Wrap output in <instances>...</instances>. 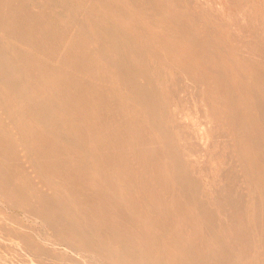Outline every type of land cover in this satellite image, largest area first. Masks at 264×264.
Listing matches in <instances>:
<instances>
[{
  "label": "rangeland",
  "instance_id": "1",
  "mask_svg": "<svg viewBox=\"0 0 264 264\" xmlns=\"http://www.w3.org/2000/svg\"><path fill=\"white\" fill-rule=\"evenodd\" d=\"M221 4L225 5V7L231 12V18L229 19V21L224 19V13L221 8ZM247 20L250 21L249 24L247 23ZM262 22H264V0H29V1L28 0H0V68H2L0 70V87L3 86L2 88H0V170H1L0 171V200H1L0 201V205H1L0 206V236L2 237V238L0 237V242H1L0 243V263L9 264V261H10L11 262L10 264H19V263L20 264H52V262L53 264H63L64 262L65 263L67 262L66 264L68 263L70 264H82V263L83 264H114V263L124 264L125 262H127L126 264H129V263L133 264L134 262L135 264V262H137L136 264H138L140 261L141 263L143 262V264L144 262L145 264L147 263L148 264H153V263L166 264L165 262H168V264L169 263L174 264L175 262L179 264V262L182 260L180 264H185L183 261L187 259V261H185L186 264L188 261L192 264L194 263L195 264H219L221 262L223 264H226V263L235 264L236 262L240 264L244 262H245L244 264H264L263 262L264 254L260 255L262 257H259V255H255L258 251H260V254H261L264 249V243H263L264 242L263 241L264 240L263 239L264 238V222H263L264 221L263 219L264 218V208H262V211L260 208H258L260 211L256 209L255 211H251L249 213L244 212L243 209L236 208L237 212H234V210H236L235 207L234 209H232L233 206H235L234 204L238 203V201H244L246 196H249V195L244 194L245 197H242L243 196L242 191L245 189H241V191L238 190L239 192H237L236 188L231 189V187L228 186V190H229L228 193H231L230 194L231 196L235 195V193L237 194L241 193L242 195V196L239 195V197L237 198V202L236 201L233 202V199L230 197L229 194H227L230 200L232 201L230 203L227 200V203L231 204L232 206L227 204L226 200H225V203L222 201H215L216 203H214L213 199H210L207 196L206 187L204 185L205 180H202L201 178H203V175L206 173L214 172L212 164L217 163V161L219 160V157L217 154H213V155L212 154H201L198 151V148H197L198 146L197 145L195 146V144H198V142H197V138L196 137L194 138L195 135L192 131H195L199 128L200 120L203 118V115H202V109L200 105L196 103V97L194 95L195 93L193 92L191 88L193 87L191 86V82L193 85L194 83L193 80L195 79V77H198L201 79L203 78L204 81H208L212 78H217V80L220 82L228 81L227 78L233 77L231 74V71L234 67L233 59L236 60L237 58L240 60H244V65L241 69V74H240L241 80L247 81L248 79H250V74L253 70L257 73H262V72H259L260 69H264V24H262ZM243 31H245L246 33H250L252 35L251 37H253L254 40H257V41L259 40V44H261L260 51H261V55L263 56V58L256 57V56L248 57L243 52L239 53V50L243 43V37L241 35V32L243 33ZM109 57L111 59L113 58L112 60H109L110 62L107 60V59H110ZM114 59L115 61L113 63L112 61ZM87 64L90 66L92 65V66L91 67L87 66ZM248 68L250 70H247ZM200 71H204L202 72L204 75L201 74ZM61 78H63V80ZM144 82L146 83L147 86L145 85ZM17 85L19 86L22 85L20 88H22L23 90L20 89L19 86ZM62 85H64L66 89H64L63 88L64 86L62 87ZM139 86H140V89H139ZM142 87H144V89ZM174 87L176 89H174ZM102 89L104 91H102ZM83 90H84V93H83ZM146 91L148 92L150 91L148 95H147L148 92ZM222 92L224 96L223 98L224 101L225 99L229 100L230 96L228 94L232 93V90L225 87ZM92 93H95L96 96L98 94V96L96 97ZM115 93L117 94V96L115 95ZM39 95L40 97H38ZM143 95L146 98H142ZM42 96L44 100L42 99ZM47 96H50V97H47ZM162 96H166L167 98L166 97L164 98ZM115 97H117L116 98L117 100L115 99ZM263 98H264V95L259 96L258 99L255 98L256 100H253L252 103L249 102L248 108L250 111L246 109L244 110V114H249L252 111V107H257L258 105L263 104L264 103V101L262 100ZM101 100H103L102 103H100ZM160 100H161V103H157V102H160ZM78 101L79 103L82 102L83 104L82 103L79 104ZM113 101L114 102L116 101L115 102L116 104L113 103ZM94 102H96L98 105ZM145 102H147V104ZM169 102H172V103H169ZM118 103L119 105H117ZM93 105H96V106H93ZM123 105H124V108H123ZM148 105L149 106L151 105L152 106L151 108L153 109H151ZM166 105L169 108L171 107L170 110ZM119 106L122 108V109L120 108L121 112H119L120 111ZM116 108H118V110ZM147 112L149 113V115L147 114ZM126 114H129V115H126ZM184 114L188 115V119L190 120V124H191L187 128H183L179 123L177 124L178 117L180 118L182 116L181 118H184L185 117ZM12 115H13L12 117L13 120L11 118ZM100 115L102 116L100 117ZM121 115H126L124 116V118L126 119V121L123 122L124 124L122 123V121L125 119ZM137 115L140 117H138ZM189 115H190V118H189ZM65 116L66 117L68 116V117L66 118ZM126 117L129 119H127ZM112 118L114 119L112 120ZM14 119H15V122H14ZM170 119L173 121L174 119L176 120L172 122ZM192 119H195V120H192ZM63 120H66V121H63ZM119 120H122V121H119ZM129 120H131L132 126ZM141 120L143 121L142 123H141ZM169 120L171 122L170 126L166 122ZM128 122L130 126H128L129 125ZM138 122H140L139 125H137ZM16 123H18V125ZM159 123H161L160 129L161 130L163 129L164 130V131L162 130L163 132H161V130L158 128ZM162 123H164L165 125ZM114 124L116 126H114ZM142 124L144 125L146 124V125L144 126ZM3 126L5 127V130L3 129L4 128ZM131 127H133V131L131 130L132 129ZM128 128L132 131L131 132L132 136L128 135L130 137L125 135V134H131ZM141 128L142 129L144 128L148 132L146 131L145 133V131L142 130ZM134 129H136L137 132ZM181 129H184L185 131L186 130L189 131V135H188L189 137L187 136L186 139H184V142L188 146L187 151L179 150L177 144H173L172 147L170 146V138L173 137L175 132L183 135V132L179 131ZM62 131L64 133L66 132L65 136L67 138L65 136L63 137L61 136V135H64ZM138 131L140 132L138 133ZM141 131H144V132H142L141 134ZM67 133L71 135H67ZM133 133L136 135L134 136ZM143 133H145L146 135L148 134V135L145 136V134ZM76 134L79 135L81 138L77 136ZM120 134H122L123 137ZM140 134L141 136L142 135L143 136L141 137ZM2 135H5V136H2ZM71 136H74L75 138L73 137L72 138L75 140L77 138L78 139L77 142L73 140ZM143 137H146V138H143ZM131 138H133V140ZM60 139L61 140L63 139L62 140L63 142L60 141ZM68 139L69 140L71 139L70 141L72 142H70ZM129 139H131L130 141L131 143L133 142L134 143L133 144L129 143ZM156 140L160 143V145L159 143L158 145L155 144L157 143ZM153 141L155 142L153 143ZM16 142L17 144H15ZM49 142L50 143L52 142V143L50 144ZM53 143H55V146L53 145ZM56 144H58V147L54 149L53 146L56 147ZM71 144L74 146L78 145L76 148L77 150H73L75 148L74 146H71ZM59 145H63L65 149H62L63 147ZM152 145L156 147L154 148ZM107 146L109 147V149ZM50 147H52L53 150ZM59 147L60 149H58ZM150 147H153V148H150ZM70 148L73 151L71 150L68 151ZM110 148L112 150H110ZM158 149L160 153L164 155V157H162ZM20 150H22L23 152L21 153ZM62 150L65 152L67 151V152L64 153ZM118 151L121 152L122 154L119 153ZM56 152H60L62 155V158H66V161L67 160L68 161L65 162V159H64V161L60 162L63 159L60 157L61 155H59V153H56ZM69 152H71L72 154L70 155ZM68 153L70 156L68 155ZM146 153L148 154L149 157L147 156ZM153 153H155L159 158H157V156H155V154ZM55 154H57L58 156L56 155L55 157ZM152 154L155 156V158L150 157L152 156ZM113 155H115L114 157H117V158H114ZM15 156L19 159H17ZM46 156H48V159ZM124 156H127V157H124ZM67 157H69V159L71 158V160H69ZM56 158L59 159V161ZM93 158H96V160ZM147 158H149V162ZM25 159L27 160L25 161ZM198 159L200 161H198ZM29 160L31 163H29ZM39 160L41 163L39 162ZM121 160L124 163V164L122 163V165H120ZM155 160H158V161H155ZM186 161H189V162H186ZM26 162L29 164L25 165ZM57 162L60 164L63 163L61 164L62 166L60 164L58 165ZM200 162H202L203 164L202 163L200 164ZM177 164H179L183 168H188L187 173H189V175L184 179L186 184L182 185L183 186L182 189L185 188L186 190H188L187 188L189 189L191 188L190 191L194 190L193 194L195 193L194 194L195 197L192 198L191 196L190 197L191 199L189 198L190 200H187L185 196L181 195L182 190H181L180 185H178V187L176 185H175L176 187L171 185L169 177L173 173H170L168 176H164L166 168H171L174 166L178 168L179 165ZM124 166H127V168ZM230 169H232V167H230ZM128 172H130V174ZM197 172L199 174H197ZM131 173L133 175H131ZM134 173L136 175H134ZM139 175H141L140 178H139ZM124 176L126 179L124 178ZM133 179L136 180L137 184L135 180ZM148 179H150L152 183ZM38 181H40V183ZM42 182L44 183L42 184ZM129 182L131 183L129 184ZM14 183H15V187L17 188H13ZM142 183L144 184V186ZM167 183L169 184V186ZM39 184H41L42 186ZM46 184H48L49 186ZM149 184L151 185L150 188H149ZM18 186H19V189H18ZM164 186L165 187L167 186L168 190ZM153 187H156V188H153ZM161 187H163V189ZM44 189H46V191ZM155 189L158 190V192L154 191ZM171 189L174 190V192ZM148 190H152L153 193L152 191L148 192ZM202 190H204L205 192H203ZM198 192L199 194H197ZM200 192H202V194ZM161 193H163L162 196H161ZM203 193H206V195ZM173 194L175 197L173 196ZM159 196L164 198L163 199L164 202L162 201V198H160ZM10 197H13V198H10ZM181 198L186 201L185 202L183 200L181 201ZM140 199L142 201H140ZM149 199L151 200V203H155L157 205L156 208L153 207V205L155 204L151 205L150 201H148ZM199 199H202V201ZM207 199H209V201L210 202L212 201L213 203L211 202V205H210ZM179 200L181 202H179ZM205 200H207L208 202ZM10 201L11 203H9ZM175 201L178 203H176ZM198 201L199 202L201 201L199 204L202 207L199 206V204H197ZM17 202L20 206H18ZM205 202L208 204V206ZM223 203L224 205L227 204V207H230L229 210L226 206H225L226 210H224ZM105 204L108 205V208H107V205ZM171 204L172 206H170ZM167 205L169 206V208ZM220 205H223V206H220ZM166 206H167V209H166ZM193 206L194 208L192 210ZM197 206H199V208H197ZM188 207H189V210H188ZM219 207H221L224 212L229 211V213L230 212L231 213L229 215H226L228 214V212L227 213L225 212L226 213L225 214L222 211V209ZM33 208L35 210H33ZM117 208H120V209L116 210ZM152 208L156 210H152ZM200 209H202V211ZM94 210L96 211V213ZM157 210L160 211L162 214H160ZM165 210L169 214L171 212V214L170 215L167 214ZM204 210H206L207 212ZM46 211L49 213H46ZM179 211H182V213ZM188 211L190 212L188 213ZM192 211H194V213L198 212L199 214L198 213L194 214L192 213ZM118 212H120L121 214ZM260 212H262L261 215H260ZM133 213H134V217H133ZM173 213H175V215H173ZM256 213L258 214V216ZM46 214L48 215L46 216ZM151 214L155 218L150 216ZM177 214H179V217ZM233 214H236V215L234 216ZM43 215H44V218L46 217L45 219L46 221L44 220ZM57 215L60 218H58ZM61 215L63 216L61 217ZM164 215L171 216V217H166ZM194 215L195 217L196 216L198 217L201 215L203 216V218L204 216L206 218H204L205 219L204 220L200 216V219L198 218L197 220V217L194 218ZM207 215L209 216V220L211 218L210 220L211 222L208 220ZM131 216L132 218L129 219V217ZM159 216H162L165 219L163 220L162 217L158 218ZM229 216L230 217L232 216L231 219ZM156 217L158 218L159 222ZM39 218L40 219L42 218V220H40ZM126 218L128 219L126 220ZM172 218H174L176 222ZM201 219H203V221ZM177 220L180 222V224ZM200 220L203 222V225H202V222H199ZM222 220H223V224L221 222ZM258 220H260V222ZM81 221L84 222L85 226L82 224ZM163 221H164V224H163ZM225 221L230 222V224L232 221V224L230 225L228 224V222H226V225H225ZM45 222H46V225H43L45 224ZM105 222L109 227H107ZM131 222L132 224H137V226L131 225ZM191 222L193 225L191 224ZM217 222H218V225H217ZM141 224H143V226ZM156 224L157 225L159 224L158 226L160 225L163 226L167 224L168 228L167 229L164 228L166 226H163L162 228L160 226L158 228ZM204 224H206V226ZM208 224H210L211 226L210 225L208 226ZM213 224H215L216 227ZM256 224H260L259 226H261V228L260 227L259 229L256 228L258 227ZM54 225H56V227ZM110 225L112 226L113 229H111ZM172 225H177V226H174L173 228ZM200 225L203 226V228ZM239 226L242 228H240ZM23 227L25 229H23ZM105 227H106V230H104ZM156 227L157 229H154ZM219 227L220 229H218ZM223 227L224 229L225 227H228V228L223 230ZM101 228L104 231L101 230ZM150 228L151 229L153 228L154 230L152 229L153 230L152 231ZM253 228H255V230ZM168 229L172 230L171 233ZM201 229L203 230V234H206V235L202 234ZM207 229L208 230L210 229V231L212 232L209 233ZM260 229L262 232L260 231ZM57 230H58V233H57ZM94 230H96L97 233H95ZM123 230L124 231L126 230L128 232L125 231L124 233ZM163 230L167 233L163 232ZM193 230H194V233L198 232V234H194ZM82 231L84 233H82ZM106 231H108L109 234L105 233ZM175 231H178L177 235ZM191 231L194 235L190 234ZM71 232H73V234ZM136 232H139V233L141 232L140 233L141 235L143 232L144 233L142 237L140 238L138 233L135 234ZM180 232H183V233H180ZM244 232L246 233V235H244L245 234ZM248 232L250 235L248 234ZM123 233L126 235H124ZM156 233L158 234V236ZM155 234L156 236H154ZM181 234L182 235L185 234L183 236H185L186 238L185 240L187 242L184 240V237L181 236ZM200 234L202 236H200ZM103 235L106 236V238L105 237L104 238L107 240L103 238ZM132 235H135L136 238ZM213 235H214V238H213ZM85 236L88 238H85ZM89 236H91V238H89ZM110 236H111V239L109 238ZM127 236L128 237L131 236L132 239L131 237L130 239H128ZM143 236H146V237L144 238ZM250 236L252 237L254 236L253 239L255 240L253 241L252 237ZM79 237H80V240H79ZM152 237H154V240L152 239ZM197 237H199L200 240L197 239ZM246 237H248L247 240L251 238L249 240L250 243L249 241L246 240ZM259 237H262V239L261 238L259 239ZM161 238L162 239L167 238V239L163 241L161 240ZM118 239H119V242H118ZM121 239L124 240V241L122 240L123 243L120 241ZM134 239H136V242H133ZM172 239L175 243L172 241ZM203 239H204V242H202ZM205 239H208V241L206 240V244H204L203 246L202 244L205 243ZM242 239L243 240L245 239L244 242L248 243V246H246V243H243ZM27 240L28 241L30 240L28 246H27L28 244ZM127 240L130 241L129 244L128 242H126ZM160 240L163 242V243L161 242L162 244L160 243ZM67 241L71 244L74 243L73 244L74 248H72L73 246L69 244ZM87 241H90V242H87ZM99 241L101 245H104V248L106 247L108 248L104 249L103 246H100ZM112 241H114V243ZM115 241H117L118 243L117 242L115 243ZM144 241L145 242L147 241L151 245L156 241L158 242H156V245L154 243L153 244L154 247H152L148 243L146 245ZM189 241H190V245L193 244L192 246L190 245L187 246V244H189L188 243ZM210 241H213L215 243L210 242ZM230 241H233V243ZM4 242H6V244ZM32 242L35 243V245ZM125 242H126V245H123L125 244ZM217 242L219 243L217 244ZM157 243L161 244V246ZM237 243L238 245L240 244V246L237 247ZM241 243L243 247L241 246ZM1 244H4V245H1ZM130 244L133 247H130L131 246ZM172 244H174L175 246L173 245V247H171ZM177 244L180 245L179 250H178L179 245L177 246ZM31 245L33 247L32 249H30ZM118 245H121V246H118ZM145 245L147 248L145 247ZM229 245L231 247H229ZM19 246H22L21 247L22 250ZM95 246H96L95 249L97 250L94 249ZM127 246L129 249L134 248V250H129ZM197 246L200 247V249H197L198 248ZM210 246L211 247L214 246V247L211 248ZM136 247H138L139 251L136 250ZM247 247L248 248L251 247V248L248 249ZM160 248L165 250V252L162 250V255H161ZM181 248L183 250H181ZM185 248L188 251L190 250L189 253H191V255L185 252L186 250ZM201 248L204 250H202ZM41 249H43V251L45 252H43ZM114 249L117 250V252L114 251ZM154 249L155 250L157 249V250L155 251ZM192 249L193 250L195 249V250L193 251ZM241 249L243 251L242 256H240L242 253ZM35 250H37L38 253L34 252ZM148 250L150 252L149 254H148ZM200 250H202L203 252L201 251L200 253ZM207 250H209V252ZM103 251H106V253ZM130 251L132 252V254ZM143 251L147 253L144 254ZM152 251H154V253H151ZM191 251L195 252V255L194 253L192 254ZM196 251H198L199 253ZM226 251L229 254L226 253ZM29 252L30 253L34 252V253L30 254ZM211 252L213 253V255ZM244 252H247V253H244ZM121 253H123V255ZM248 253H249V257L247 256ZM106 254L108 255V257H105L107 256ZM147 254L151 255L150 257H153V258L148 257ZM244 254L246 255L245 259H247L248 262L245 261L244 256H243ZM59 255H61L63 259L60 258L61 256ZM158 255L160 258L158 257ZM169 255H170V258H169ZM113 256L114 258H112ZM145 256L148 257V259H146ZM181 256L184 259L181 258ZM189 256L191 257L193 256L196 260ZM231 256L233 260L231 259ZM166 257H168V259ZM127 258H129L130 260ZM156 258L157 260L160 259L158 260L159 262L156 260ZM259 258H261L260 260L262 263H260ZM138 259H141V260L137 261ZM152 259L153 260L155 259L158 263L154 262ZM235 259L236 260L239 259V262L236 261ZM121 260L122 262H120ZM131 260H133V262ZM163 260L164 261L166 260V261L164 262ZM167 260H170V262ZM230 260L231 262L232 261L233 262L231 263ZM240 260L242 261V263ZM172 261L173 262L175 261V262L173 263Z\"/></svg>",
  "mask_w": 264,
  "mask_h": 264
},
{
  "label": "bare ground",
  "instance_id": "2",
  "mask_svg": "<svg viewBox=\"0 0 264 264\" xmlns=\"http://www.w3.org/2000/svg\"><path fill=\"white\" fill-rule=\"evenodd\" d=\"M29 1V0H28ZM170 4V3H169ZM252 6V5H251ZM221 8H222V10H223V13H224V19L225 20H227V21H229V19L231 18V12H230V10H228L226 7H225V5H222L221 4ZM248 8V7H247ZM252 8V7H251ZM18 12V11H17ZM202 14V13H201ZM131 15V14H130ZM255 16V15H254ZM198 19V18H197ZM246 19V18H245ZM6 21V20H5ZM221 21V20H220ZM32 22V21H31ZM37 23V22H36ZM235 23V22H234ZM247 23L249 24L250 23V21H248L247 20ZM256 23V22H255ZM22 24V23H21ZM116 24V23H115ZM261 24V23H260ZM262 24H264V22H262ZM77 25V24H76ZM189 25V24H188ZM187 25V26H188ZM216 25V24H215ZM77 27V26H76ZM75 27V28H76ZM253 27V26H252ZM238 28V27H237ZM29 29V28H28ZM66 29V28H65ZM84 29V28H83ZM108 29V28H107ZM195 29V28H194ZM246 29V28H245ZM236 30V29H235ZM251 30V29H250ZM251 32V31H250ZM57 33V32H56ZM28 34V33H27ZM6 35V34H5ZM182 35V34H181ZM241 35H242V37H243V43H242V45H241V48H240V50H239V53L240 52H243L244 54H246L248 57H250V56H256V57H260V58H263V56L261 55V44H259V40L257 41V40H254L253 39V37H251L252 35L250 34V33H246L245 31H243V33L241 32ZM18 36V35H17ZM16 36V37H17ZM28 36V35H27ZM12 37V36H11ZM21 37V36H20ZM29 37V36H28ZM51 37V36H50ZM62 37V36H61ZM211 38V37H210ZM21 39V38H20ZM31 39V38H30ZM78 39V38H77ZM18 40V39H17ZM24 42H25V40H24ZM37 42V41H36ZM2 44V43H1ZM38 44V43H37ZM185 45V44H184ZM183 47V46H182ZM6 48V47H5ZM116 48V47H115ZM151 48V47H150ZM227 48V47H226ZM9 50H10V48H9ZM183 50V49H182ZM185 50V49H184ZM196 50V49H195ZM226 50V49H225ZM19 51V50H18ZM117 51V50H116ZM187 51V50H186ZM151 52V51H150ZM15 53V52H14ZM111 54H112V52H111ZM185 54H187V53H185ZM7 55V54H6ZM204 55V54H203ZM110 56V55H109ZM191 56V55H190ZM108 57V56H107ZM179 57V56H178ZM206 57V56H205ZM5 58V57H4ZM82 58V57H81ZM110 58V57H109ZM143 58H144V56H143ZM191 58V57H190ZM28 59V58H27ZM106 59V58H105ZM113 59V58H112ZM111 58L110 59H107L108 61L109 60H112ZM116 59V58H115ZM115 59L112 61L113 63H114V61H115ZM125 59V58H124ZM179 59V58H178ZM205 59H207V58H205ZM22 60H23V58H22ZM65 60V59H64ZM180 61V60H179ZM204 61V60H203ZM209 61V60H208ZM16 62V61H15ZM110 62V61H109ZM117 62V61H116ZM155 62V61H154ZM233 62H234V67H233V69H232V71H231V74H232V78H227L228 79V81H223V82H220V81H218L217 80V78H212V79H210V80H208V81H204V79L202 78H198V77H195V79L193 80L194 81V83H193V85H192V82H191V86H193V87H191L192 88V90H193V92L195 93L194 95H195V97H196V103H198L199 105H200V107H201V109H202V115H203V118L200 120V125H199V128L197 129V130H195V131H192L193 133H194V138L196 137L197 138V142H198V144H195V146L197 145L198 147V151L201 153V154H217L218 155V157H219V160L217 161V163H213L212 165H213V169H214V172H212V173H206V174H204L203 175V178H201L202 180H205L204 182V185H205V187H206V193H207V196L210 198V199H213V201H214V203H216L215 201H222V202H224L225 203V200H226V203H227V200H228V202H232L231 200H230V198H229V196L227 195V194H231V193H228V186H230L231 187V189L232 188H236L237 189V192H239L238 190H240L241 191V189H245V190H243L242 191V195H241V193L240 194H237V193H235V195H233V196H231L230 195V197L233 199V202H237V198L239 197V195H241L242 197H245L244 196V194H246V195H249V196H246V198L244 199V201H238V203H235L234 205L235 206H233V208L232 209H234V207H235V209L236 208H240V209H243L244 210V212H251V211H255L256 209L258 210V211H260L258 208H260L261 209V211H262V208H264V103L263 104H260V105H258L257 107H252V111L249 113V114H244V110H246V109H248L249 110V108H248V104H249V102H251L252 103V101L253 100H256V99H258L259 98V96H262V95H264V69H260L259 70V72H262V73H257V72H255L254 70L251 72V74H250V79H246L247 81H243V80H241V78H240V74H241V69H242V67H243V65H244V60H240V59H233ZM11 64V63H10ZM97 64V63H96ZM3 65V64H2ZM1 65V66H2ZM58 65V64H57ZM82 65V64H81ZM99 65H100V63H99ZM114 65H116V64H114ZM12 66V65H11ZM10 66V67H11ZM87 66H90V65H88L87 64ZM92 66V65H91ZM90 66V67H91ZM117 66H119V65H117ZM122 66V65H121ZM123 67V66H122ZM179 67V66H178ZM97 68V67H96ZM157 68V67H156ZM2 68H0V70H1ZM79 69V68H78ZM92 69V68H91ZM122 69V68H121ZM209 69V68H208ZM6 70H7V68H6ZM10 70V69H9ZM141 70V69H140ZM159 70V69H158ZM247 70H250L249 68L247 69ZM5 71V70H4ZM160 71V70H159ZM212 71V70H211ZM221 71V70H220ZM8 72V71H7ZM34 72V71H33ZM168 72V71H167ZM202 72H204V71H200V73L201 74H203ZM2 73V72H1ZM92 73H93V71H92ZM7 74V73H6ZM91 74V73H90ZM128 74V73H127ZM97 75H98V73H97ZM151 75H152V73H151ZM160 75V74H159ZM169 75V74H168ZM204 75V74H203ZM10 76V75H9ZM12 77V76H11ZM17 77V76H16ZM60 77H62V76H60ZM100 77V76H99ZM106 77V76H105ZM166 77V76H165ZM21 78V77H20ZM122 78V77H121ZM155 78H156V76H155ZM160 78V77H159ZM169 78V77H168ZM51 79V78H50ZM62 80H63V78H61ZM89 80V79H88ZM147 80V79H146ZM170 80V79H169ZM6 81V80H5ZM86 81V80H85ZM132 81V80H131ZM134 81V80H133ZM155 81H156V79H155ZM159 81V80H158ZM157 81V82H158ZM23 82V81H22ZM62 82V81H61ZM76 82V81H75ZM83 82V81H82ZM128 82V81H127ZM149 82V81H148ZM190 82V81H189ZM58 83V82H57ZM125 83V82H124ZM145 83V82H144ZM144 83H143V85H144ZM150 83V82H149ZM161 83V82H160ZM6 84V83H5ZM18 84V83H17ZM20 84V83H19ZM43 84H45V83H43ZM65 84V83H64ZM69 84H71V83H69ZM127 84V83H126ZM4 85V84H3ZM49 85V84H48ZM73 85V84H72ZM86 85V84H85ZM88 85V84H87ZM145 85H146V83H145ZM165 85V84H164ZM170 85V84H169ZM168 85V86H169ZM190 85V84H189ZM8 86V85H7ZM17 86H19V85H17ZM22 86V85H21ZM21 86H19V88L21 87ZM24 86V85H23ZM26 86V85H25ZM42 86V85H41ZM54 86V85H53ZM64 85H62V87H63ZM74 86V85H73ZM141 86V85H140ZM140 86H139V89H140ZM147 86V85H146ZM3 86H1L0 88H2ZM46 87H47V85H46ZM67 87V86H66ZM84 87V86H83ZM129 87V86H128ZM160 87V86H159ZM165 87V86H164ZM173 87V86H172ZM171 87V88H172ZM188 87V86H187ZM228 88V89H230V90H232V93H230V94H228L229 96H230V99L229 100H227V99H225V101H224V96H223V90H224V88ZM38 88V87H37ZM53 88H55V87H53ZM64 89H66L65 88V86L63 87ZM80 88H82V87H80ZM143 89H144V87H142ZM190 88V89H191ZM5 89V88H4ZM20 89H22V88H20ZM19 89V90H20ZM26 89V88H25ZM47 89V88H46ZM72 89H74V88H72ZM104 89V88H103ZM102 89V91H104ZM106 89V88H105ZM111 89V88H110ZM113 89H115V88H113ZM119 89H121V88H119ZM165 89V88H164ZM174 89H176L175 87H174ZM178 89V88H177ZM23 90V89H22ZM27 90V89H26ZM29 90V89H28ZM32 90V89H31ZM39 90H40V88H39ZM68 90V89H67ZM66 90V91H67ZM100 90V89H99ZM123 90V89H122ZM246 90H247V92H246ZM10 91V90H9ZM30 91V90H29ZM56 91V90H55ZM101 91V90H100ZM109 91H111V90H109ZM108 91V92H109ZM112 91H114V90H112ZM163 91V90H162ZM72 92V91H71ZM87 92H89V91H87ZM146 92H148V91H146ZM150 92V91H149ZM149 92L147 93V95L149 94ZM19 93H20V91H19ZM70 93V92H69ZM83 93H84V90H83ZM97 93H99V92H97ZM127 93H128V91H127ZM141 93H142V91H141ZM153 93V92H152ZM65 94V93H64ZM75 94H76V92H75ZM78 94V93H77ZM89 94H91V93H89ZM92 94H94V96H96L95 95V93H92ZM105 94V93H104ZM144 94V93H143ZM151 94V93H150ZM161 94V93H160ZM160 94H158V95H160ZM178 94H179V92H178ZM23 95V94H22ZM72 95V94H71ZM70 95V96H71ZM81 95V94H80ZM115 95L117 96V94L115 93ZM162 95V94H161ZM165 95V94H164ZM64 96V95H63ZM97 96H98V94H97ZM96 96V97H97ZM139 96V95H138ZM155 96V95H154ZM156 96H157V94H156ZM189 96V95H188ZM38 97H40V95L38 96ZM47 97H50V96H47ZM65 97V96H64ZM78 97V96H77ZM108 97V96H107ZM142 97V96H141ZM162 97H166V96H162ZM173 97V96H172ZM183 97V96H182ZM256 99H255V98ZM28 98V97H27ZM61 98V97H60ZM74 98V97H73ZM99 98V97H98ZM117 97H115V99H116ZM142 98H146V97H144V95H143V97ZM155 98V97H154ZM164 98H162V99H164ZM167 98V97H166ZM2 99V98H1ZM42 99H43V96H42ZM95 99V98H94ZM134 99V98H133ZM138 99H140V98H138ZM152 99V98H151ZM150 99V100H151ZM194 99V98H193ZM23 100H24V98H23ZM36 100V99H35ZM44 100V99H43ZM58 100H59V98H58ZM64 100H66V99H64ZM73 100V99H72ZM97 100V99H96ZM104 100V99H103ZM103 100H101V102L100 103H102L103 102ZM110 100V99H109ZM113 100H114V98H113ZM117 100V99H116ZM188 100V99H187ZM190 100V99H189ZM263 101H264V98L262 99ZM2 101V100H1ZM34 101V100H33ZM70 101V100H69ZM68 101V102H69ZM74 101V100H73ZM90 101V100H89ZM184 101V100H183ZM262 101V102H263ZM60 102H62V101H60ZM64 102V101H63ZM97 102V101H96ZM96 102H94V103H96ZM99 102V101H98ZM116 102V101H115ZM114 101H113V103H115ZM125 102V101H124ZM123 102V103H124ZM148 102V101H147ZM147 102H145L146 104H147ZM187 102V101H186ZM13 103V102H12ZM46 103V102H45ZM78 103H79V101H78ZM82 102H80L79 104H81ZM122 103V104H123ZM153 103V102H152ZM157 103H161V100H160V102H157ZM166 103H167V101H166ZM169 103H172V102H169ZM225 103V104H224ZM260 103V102H259ZM3 104V103H2ZM35 104V103H34ZM40 104V103H39ZM43 104V103H42ZM62 104V103H61ZM73 104V103H72ZM83 104V103H82ZM97 104V103H96ZM109 104V103H108ZM116 104V103H115ZM121 104V103H120ZM125 104V103H124ZM195 104V103H194ZM98 105V104H97ZM111 105V104H110ZM117 105H119V103L117 104ZM134 105V104H133ZM137 105V104H136ZM168 105H170V104H168ZM182 105V104H181ZM196 105V104H195ZM25 106V105H24ZM30 106V105H29ZM42 106V105H41ZM71 106V105H70ZM80 106V105H79ZM90 106V105H89ZM93 106H96V105H93ZM105 106H106V104H105ZM113 106V105H112ZM144 106V105H143ZM149 106V105H148ZM161 106V105H160ZM167 106V105H166ZM1 107H3V106H1ZM6 107V106H5ZM17 107V106H16ZM26 107V106H25ZM68 107V106H67ZM75 107V106H74ZM110 107V106H109ZM114 107H116V106H114ZM113 107V108H114ZM131 107V106H130ZM129 107V108H130ZM135 107V106H134ZM150 108L152 107L151 105L149 106ZM168 107V106H167ZM13 108V107H12ZM37 108V107H36ZM51 108V107H50ZM69 108V107H68ZM67 108V109H68ZM71 108V107H70ZM120 106H119V110H120ZM123 108H124V105H123ZM128 108V109H129ZM132 108V107H131ZM138 108V107H137ZM145 108V107H144ZM169 108V107H168ZM171 108V107H170ZM170 108H169V110H170ZM194 108V107H193ZM19 109V108H18ZM22 109V108H21ZM105 109V108H104ZM117 110H118V108H116ZM122 109V108H121ZM126 109V108H125ZM151 109H153V108H151ZM150 109V110H151ZM163 109H164V107H163ZM197 109V108H196ZM23 110V109H22ZM75 110H76V108H75ZM111 110V109H110ZM116 110V111H117ZM149 110V109H148ZM175 110V109H174ZM27 111V110H26ZM67 111V110H66ZM69 111V110H68ZM113 111V110H112ZM115 111V112H116ZM131 111V110H130ZM153 111V110H152ZM164 111H165V109H164ZM177 111V110H176ZM189 111V110H188ZM197 111V110H196ZM250 111V110H249ZM24 112V111H23ZM119 112H121V110L119 111ZM118 112V113H119ZM149 112H151V111H149ZM168 112V111H167ZM170 112V111H169ZM186 112V111H185ZM4 113V112H3ZM8 113H10V112H8ZM33 113V112H32ZM38 113V112H37ZM43 113V112H42ZM57 113V112H56ZM90 113V112H89ZM127 113H129V112H127ZM143 113V112H142ZM180 113H181V111H180ZM179 113V114H180ZM197 113V112H196ZM199 113V112H198ZM48 114V113H47ZM50 114V113H49ZM111 114V113H110ZM125 114V113H124ZM147 114L149 115V113L147 112ZM187 114H188V112H187ZM2 115V114H1ZM39 115V114H38ZM41 115V114H40ZM98 115V114H97ZM126 115H129V114H126ZM126 115H121L123 118H124V116H126ZM168 115V114H167ZM170 115V114H169ZM181 115V114H180ZM24 116V115H23ZM53 116V115H52ZM51 116V117H52ZM102 115H100V117H101ZM107 116V115H106ZM112 116V115H111ZM110 116V117H111ZM138 116V115H137ZM161 116V115H160ZM184 118H179L178 117V122H177V124L179 123L183 128H187L189 125H191L190 124V120L188 119V115H186V114H184ZM192 116V115H191ZM196 116H198V115H196ZM13 117V115L11 116V118ZM18 117V116H17ZM47 117V116H46ZM66 117V116H65ZM68 117V116H67ZM66 117V118H67ZM92 117H93V115H92ZM129 117V116H128ZM131 117V116H130ZM138 117H140V116H138ZM137 117V118H138ZM157 117H159V116H157ZM162 117V116H161ZM166 117H168V116H166ZM199 117H200V115H199ZM198 117V118H199ZM36 118V117H35ZM42 118V117H41ZM103 118V117H102ZM119 118V117H118ZM127 118V117H126ZM152 118V117H151ZM189 118H190V115H189ZM195 118V117H194ZM16 119V118H15ZM15 119H14V122H15ZM47 119V118H46ZM65 119V118H64ZM114 118H112V120H113ZM121 119V118H120ZM125 119V118H124ZM127 119H129V118H127ZM160 119H162V118H160ZM196 119V118H195ZM195 119H192V120H195ZM8 120V119H7ZM12 120H13V118H12ZM34 120H36V119H34ZM110 120V119H109ZM118 120V119H117ZM137 120V119H136ZM158 120V119H157ZM171 120V119H170ZM170 120L169 121H166L168 124H169V126H170V124H171V122H170ZM176 119H174V121H175ZM16 121H18V120H16ZM26 121V120H25ZM63 121H66V120H63ZM97 121V120H96ZM108 121V120H107ZM119 121H122V120H119ZM124 121H126V119L125 120H123L122 121V123L124 122ZM133 121V120H132ZM150 121V120H149ZM172 122H174L173 120H171ZM199 121V120H198ZM3 122V121H2ZM115 122V121H114ZM129 122H130V124H131V126H132V123H131V120H129ZM129 122H128V124H129ZM143 121L141 120V123H142ZM153 122V121H152ZM164 122V121H163ZM113 123V122H112ZM135 123H136V121H135ZM156 123H158V122H156ZM165 123V122H164ZM164 123H162V124H164ZM17 125H18V123H16ZM26 124V123H25ZM124 124V123H123ZM130 124L128 125V126H130ZM140 124V122H138V124L137 125H139ZM166 124V123H165ZM164 124V125H165ZM167 124V125H168ZM176 124V123H175ZM174 124V125H175ZM49 125V124H48ZM58 125V124H57ZM78 125V124H77ZM137 125H135V126H137ZM142 125H144V124H142ZM141 125V126H142ZM146 125V124H145ZM144 125V126H145ZM152 125V124H151ZM159 125V129H160V127H161V123H159L158 124ZM163 125V126H164ZM195 125V124H194ZM198 125V124H197ZM6 126V125H5ZM112 126V125H111ZM114 126H116L115 124H114ZM140 126V127H141ZM168 126V127H169ZM180 126V127H181ZM4 127V126H3ZM2 127V128H3ZM13 127V126H12ZM22 127V126H21ZM50 127V126H49ZM92 127V126H91ZM125 127H126V125H125ZM124 127V128H125ZM148 127V126H147ZM176 127V126H175ZM37 128V127H36ZM132 129V131H133V127H131ZM149 128H151V127H149ZM165 128V127H164ZM166 128H167V126H166ZM190 128V127H189ZM4 130H5V127L3 128ZM14 129V128H13ZM19 129V128H18ZM29 129V128H28ZM44 129V128H43ZM94 129V128H93ZM101 129V128H100ZM126 129V128H125ZM129 129V128H128ZM138 129H139V127H138ZM142 129V128H141ZM153 129V128H152ZM170 129H171V127H170ZM175 129V128H174ZM52 130V129H51ZM130 129H129V131H130V133L132 132ZM134 130H136V129H134ZM142 130H144L145 131V133H146V131L147 130H145L144 128L142 129ZM161 130V129H160ZM163 130V129H162ZM161 130V132H163ZM193 130V129H192ZM46 131H48V130H46ZM144 131H141V134H142V132H144ZM169 131V130H168ZM176 131V130H175ZM179 131H182L183 132V135L182 134H178L177 132H175V134L173 135V137L172 138H170V146L172 147V145L173 144H177L178 145V148H179V150H182V151H187V149H188V146H187V144L184 142V139H186V137L189 135V131L188 130H184V129H181V130H179ZM9 132V131H8ZM53 132V131H52ZM63 132V131H62ZM68 132V131H67ZM121 132V131H120ZM135 132V131H134ZM136 132H137V130H136ZM140 131H138V133H139ZM148 132V131H147ZM150 132V131H149ZM12 133V132H11ZM42 133V132H41ZM55 133H56V131H55ZM54 133V134H55ZM64 133V132H63ZM63 133H61V134H63ZM66 133V132H65ZM64 133V135H61L62 137L63 136H65L66 134ZM145 133H143V134H145ZM165 133V132H164ZM37 134V133H36ZM108 134V133H107ZM134 134V133H133ZM141 134H140V136H141ZM166 134V133H165ZM15 135V134H14ZM23 135V134H22ZM26 135V134H25ZM39 135V134H38ZM52 135V134H51ZM67 135H71V134H68L67 133ZM77 135V134H76ZM121 136H122V134H120ZM125 135H131L132 136V133L131 134H125ZM136 134H134V136H135ZM148 135V134H147ZM146 134H145V136H147ZM164 135V134H163ZM2 136H5V135H2ZM54 136V135H53ZM77 136H79V135H77ZM76 136V137H77ZM143 136V135H142ZM141 136V137H142ZM157 136V135H156ZM21 137V136H20ZM55 137V136H54ZM66 137V136H65ZM75 138L74 136H71V138ZM80 137V136H79ZM123 137V136H122ZM128 137H130V136H128ZM137 137V136H136ZM167 137V136H166ZM189 137V136H188ZM53 138V137H52ZM67 138V137H66ZM72 138V139H73ZM81 138V137H80ZM120 138V137H119ZM143 138H146V137H143ZM150 138V137H149ZM149 138H147V139H149ZM193 138V137H192ZM8 139V138H7ZM12 139V138H11ZM21 139V138H20ZM26 139V138H25ZM132 140H133V138H131ZM131 139H129V143H131L130 141H131ZM136 139V138H135ZM146 139V140H147ZM156 139V138H155ZM15 140V139H14ZM22 140V139H21ZM32 140H34V139H32ZM48 140V139H47ZM54 140V139H53ZM53 140H52V142H53ZM63 140V139H62ZM61 139H60V141H62ZM67 140V139H66ZM69 140V139H68ZM71 140V139H70ZM69 140V141H70ZM73 140H75V139H73ZM77 138H76V142H77ZM111 140V139H110ZM121 140V139H120ZM196 140V139H195ZM241 140H243V141H241ZM24 141V140H23ZM141 141H142V139H141ZM187 141V140H186ZM51 142V143H52ZM58 142V141H57ZM63 142V141H62ZM70 142H72V141H70ZM150 142V141H149ZM155 141H153V143H154ZM156 142L157 143H155V144H157L158 145V141L156 140ZM24 143V142H23ZM50 143V142H49ZM50 143V144H51ZM66 143H67V141H66ZM121 143V142H120ZM134 143V142H133ZM133 143H131V144H133ZM146 143V142H145ZM145 143H144V145H145ZM195 143H196V141H195ZM13 144V143H12ZM15 144H17V142L15 143ZM43 144V143H42ZM42 144H41V146H42ZM63 144V143H62ZM112 144V143H111ZM117 144V143H116ZM137 144V143H136ZM5 145V144H4ZM3 145V146H4ZM23 145V144H22ZM53 145L55 146V143H53ZM80 145V144H79ZM121 145V144H120ZM126 145V144H125ZM149 145V144H148ZM159 145H160V143H159ZM21 146V145H20ZM29 146V145H28ZM27 146V147H28ZM53 146V148L54 149H56L57 147H58V144H56V147H54ZM59 146H62L63 147V145H59ZM65 146V145H64ZM67 146H68V144H67ZM71 146H74V145H72L71 144ZM77 146L78 145H76V146H74V148L75 149H73V150H77L76 148H77ZM123 146V145H122ZM153 146V145H152ZM81 147V146H80ZM108 147V146H107ZM106 147V148H107ZM139 147V146H138ZM145 147V146H144ZM143 147V148H144ZM149 147V146H148ZM154 147V146H153ZM153 147H150V148H153ZM156 147V146H155ZM154 147V148H155ZM8 148V147H7ZM45 148V147H44ZM50 148H52V147H50ZM53 148H52V150H53ZM66 148H68V147H66ZM73 148V147H72ZM105 148V147H104ZM120 148V147H119ZM125 148V147H124ZM132 148V147H131ZM137 148V147H136ZM193 148V147H192ZM58 149H60V147L58 148ZM62 149H65V147H63ZM108 149H109V147H108ZM122 149V148H121ZM146 149H147V147H146ZM149 149V148H148ZM191 149V148H190ZM10 150H12V149H10ZM68 150V149H67ZM71 150V148L68 150V151H70ZM73 150H71V151H73ZM84 150V149H83ZM103 150V149H102ZM110 150H112L111 148H110ZM138 150V149H137ZM136 150V151H137ZM172 150V149H171ZM194 150V149H193ZM19 151V150H18ZM47 151V150H46ZM45 151V152H46ZM56 151V150H55ZM63 151V150H62ZM62 151H60V152H62ZM90 151V150H89ZM108 151V150H107ZM106 151V152H107ZM141 151V150H140ZM155 151V150H154ZM158 151H159V149H158ZM12 152V151H11ZM14 152V151H13ZM20 152L22 153L23 151L22 150H20ZM31 152V151H30ZM60 152H56V153H59V155H61V153ZM64 153H66L65 151H63ZM97 152V151H96ZM119 152V151H118ZM145 152H146V150H145ZM15 153V152H14ZM18 153V152H17ZM25 153V152H24ZM33 153H35V152H33ZM54 153V152H53ZM70 153V155L72 154L71 152H69ZM69 153H68V155H69ZM77 153H78V151H77ZM81 153V152H80ZM89 153V152H88ZM99 153V152H98ZM113 153V152H112ZM111 153V154H112ZM119 153H121V152H119ZM137 153V152H136ZM142 153V152H141ZM159 153H160V151H159ZM182 153V152H181ZM41 154V153H40ZM74 154H76V153H74ZM122 154V153H121ZM120 154V155H121ZM125 154V153H124ZM140 154V153H139ZM147 154V153H146ZM145 154V155H146ZM153 154H155V153H153ZM152 154V156H150L151 158H155V156H157L156 154H155V156ZM161 154V153H160ZM183 154V153H182ZM14 155V154H13ZM19 155V154H18ZM43 155V154H42ZM56 155L57 154H55V157H56ZM69 155V156H70ZM78 155H79V153H78ZM83 155V154H82ZM103 155V154H102ZM133 155V154H132ZM141 155V154H140ZM162 155V154H161ZM173 155V154H172ZM192 155H194V154H192ZM211 155V156H212ZM31 156H32V154H31ZM40 156V155H39ZM50 156V155H49ZM58 156V155H57ZM64 156V155H63ZM95 156V155H94ZM109 156V155H108ZM115 155H113V157H114ZM119 156V155H118ZM147 156H148V154H147ZM160 156V155H159ZM171 156V155H170ZM16 157V156H15ZM24 157V156H23ZM47 157V159H48V156H46ZM61 158H62V155L60 156ZM59 157V158H60ZM71 157H73V156H71ZM76 157V156H75ZM124 157H127V156H124ZM139 157V156H138ZM149 157V156H148ZM162 157H164V155H162ZM12 158V157H11ZM13 158H14V156H13ZM12 158V159H13ZM17 158V157H16ZM26 158V157H25ZM43 158H44V156H43ZM51 158V157H50ZM68 159H69V157H67ZM92 158V157H91ZM114 158H117V157H114ZM140 158V157H139ZM150 158V159H151ZM157 158H159L158 156H157ZM185 158V157H184ZM17 159H19V158H17ZM57 159V158H56ZM63 160H61L60 162H62V161H64V159H65V162H67L66 161V158H62ZM78 159V158H77ZM76 159V160H77ZM93 159H95L96 160V158H93ZM110 159V158H109ZM112 159V158H111ZM125 159V158H124ZM129 159H130V157H129ZM148 159V162H149V158H147ZM174 159V158H173ZM179 159V158H178ZM177 159V160H178ZM8 160V159H7ZM11 160V159H10ZM27 159H25V161H26ZM58 161H59V159H57ZM69 160H71V158L69 159ZM79 160V159H78ZM113 160V159H112ZM115 160V159H114ZM120 160V159H119ZM169 160V159H168ZM185 160V159H184ZM214 160V159H213ZM212 160V161H213ZM228 160V161H227ZM34 161V160H33ZM45 161V160H44ZM48 161V160H47ZM53 161V160H52ZM75 161V160H74ZM73 161V162H74ZM125 161V160H124ZM155 161H158V160H155ZM179 161H181V160H179ZM197 161V160H196ZM198 161H200L199 159H198ZM39 162H40V160H39ZM54 162V161H53ZM81 162V161H80ZM94 162V161H93ZM120 162V161H119ZM127 162H128V160H127ZM139 162V161H138ZM143 162V161H142ZM186 162H189V161H186ZM215 162V161H214ZM29 163H31L30 162V160H29ZM29 163H27L26 162V164L25 165H27V164H29ZM41 163V162H40ZM58 163V162H57ZM56 163V164H57ZM82 163V162H81ZM122 160H121V164L120 165H122ZM169 163H170V161H169ZM180 163V162H179ZM183 163V162H182ZM202 162H200V164H201ZM7 164V163H6ZM53 164V163H52ZM60 163H58V165H59ZM61 164H63V163H61ZM60 164V165H61ZM124 164V163H123ZM141 164H143V163H141ZM146 164H147V162H146ZM203 164V163H202ZM208 164H210V163H208ZM33 165H35V164H33ZM50 165V164H49ZM55 165V164H54ZM151 165V164H150ZM154 165V164H153ZM177 165H179V164H177ZM198 165V164H197ZM24 166V165H23ZM47 166V165H46ZM56 166V165H55ZM62 166V165H61ZM85 166V165H84ZM87 166V165H86ZM89 166V165H88ZM102 166V165H101ZM137 166V165H136ZM138 166H139V164H138ZM173 166V165H172ZM25 167V166H24ZM44 167V166H43ZM64 167V166H63ZM66 167V166H65ZM70 167V166H69ZM105 167V166H104ZM124 167H126L127 168V166H124ZM165 167V166H164ZM201 167V166H200ZM230 167H232V169H230ZM32 168H33V166H32ZM155 168V167H154ZM179 168V169H178ZM178 168L177 167H171V168H166L165 169V175L164 176H168L170 173H173L170 177H169V179H170V183H171V185H173V186H177L178 187V185H180V187H181V190H182V196H185L186 198H187V200H190L191 198V196H192V198L193 197H195L194 196V194H193V191L191 192L190 191V189L189 188H187L188 190H186L185 188H183L182 189V185H184V184H186L185 183V181H184V179L189 175V173H187V171H188V168H183V167H181L180 165L178 166ZM196 168V167H195ZM2 169V168H1ZM31 169V168H30ZM48 169V168H47ZM62 169V168H61ZM64 169H66V168H64ZM87 169V168H86ZM212 169V170H213ZM27 170V169H26ZM95 170V169H94ZM97 170V169H96ZM135 170V169H134ZM150 170V169H149ZM152 170V169H151ZM196 170V169H195ZM194 170V171H195ZM1 171V170H0ZM6 171V170H5ZM70 171V170H69ZM85 171V170H84ZM88 171V170H87ZM125 171V170H124ZM181 171H183V172H181ZM202 171V170H201ZM231 171V172H230ZM31 172V171H30ZM34 172V171H33ZM90 172V171H89ZM100 172V171H99ZM98 172V173H99ZM101 172H102V170H101ZM127 172V171H126ZM133 172V171H132ZM162 172V171H161ZM160 172V173H161ZM208 172V171H207ZM210 172V171H209ZM10 173V172H9ZM26 173V172H25ZM28 173V172H27ZM35 173V172H34ZM129 174H130V172H128ZM138 173V172H137ZM144 173V172H143ZM151 173H152V171H151ZM192 173H194V172H192ZM16 174V173H15ZM33 174V173H32ZM103 174V173H102ZM197 174H199L198 172H197ZM10 175V174H9ZM20 175V174H19ZM25 175V174H24ZM34 175V174H33ZM131 175H133L132 173H131ZM134 175H136L135 173H134ZM141 175H143V174H141ZM141 175H139V178H140V176ZM161 175V174H160ZM2 176V175H1ZM30 176V175H29ZM40 176H41V174H40ZM122 176V175H121ZM143 176H145V175H143ZM153 176V175H152ZM155 176V175H154ZM163 176V175H162ZM190 176H191V174H190ZM22 177V176H21ZM37 177H38V175H37ZM44 177V176H43ZM49 177H50V175H49ZM62 177V176H61ZM123 177V176H122ZM132 177V176H131ZM31 178V177H30ZM103 178V177H102ZM113 178V177H112ZM124 178H125V176H124ZM133 178V177H132ZM11 179H12V177H11ZM48 179V178H47ZM87 179V178H86ZM119 179V178H118ZM126 179V178H125ZM157 179V178H156ZM163 179V178H162ZM16 180V179H15ZM14 180V181H15ZM18 180V179H17ZM20 180V179H19ZM35 180V179H34ZM41 180V179H40ZM55 180V179H54ZM59 180V179H58ZM61 180V179H60ZM83 180V179H82ZM133 180H135V179H133ZM148 180H150V179H148ZM187 180V179H186ZM191 180H192V178H191ZM45 181V180H44ZM70 181V180H69ZM113 181V180H112ZM127 181V180H126ZM158 181V180H157ZM162 181V180H161ZM160 181V182H161ZM167 181H168V179H167ZM188 181V180H187ZM37 182V181H36ZM39 183H40V181H38ZM49 182V181H48ZM64 182H65V180H64ZM122 182V181H121ZM135 182H136V180H135ZM140 182V181H139ZM143 182V181H142ZM145 182V181H144ZM150 182H151V180H150ZM155 182V181H154ZM163 182H164V180H163ZM166 182V181H165ZM11 183V182H10ZM44 182H42V184H43ZM53 183V182H52ZM67 183V182H66ZM131 182H129V184H130ZM152 183V182H151ZM150 183V184H151ZM202 183V182H201ZM13 184V183H12ZM120 184V183H119ZM136 184H137V182H136ZM135 184V185H136ZM143 184V183H142ZM149 184V188L151 187V185ZM168 184V183H167ZM39 185H41V184H39ZM46 185H48V184H46ZM147 185H148V183H147ZM155 185V184H154ZM160 185V184H159ZM191 185V184H190ZM42 186V185H41ZM49 186V185H48ZM52 186V185H51ZM64 186H66V185H64ZM86 186V185H85ZM131 186H133V185H131ZM140 186V185H139ZM143 186H144V184H143ZM153 186V185H152ZM163 186V185H162ZM168 186H169V184H168ZM175 186V187H176ZM186 186V185H185ZM7 187H8V185H7ZM44 187V186H43ZM165 187V186H164ZM171 187V186H170ZM13 188H17V187H15V183H14V187ZM22 188V187H21ZM25 188V187H24ZM27 188V187H26ZM53 188V187H52ZM128 188V187H127ZM144 188V187H143ZM153 188H156V187H153ZM158 188V187H157ZM162 189H163V187H161ZM166 189H167V186L165 187ZM198 188V187H197ZM3 189V188H2ZM18 189H19V186H18ZM46 189H47V187H46ZM46 189H44L45 191H46ZM54 189V188H53ZM130 189V188H129ZM179 189V188H178ZM177 189V190H178ZM201 189V188H200ZM204 189V188H203ZM94 190H96V189H94ZM168 190V189H167ZM172 190V189H171ZM22 191V190H21ZM51 191V190H50ZM128 191V190H127ZM149 191H152V190H148V192ZM154 191H157L158 192V190H154ZM166 191V190H165ZM173 192H174V190H172ZM201 191V190H200ZM203 192H205L204 190H202ZM235 191V190H234ZM2 192V191H1ZM53 192V191H52ZM51 192V193H52ZM161 192V191H160ZM164 192V191H163ZM8 193V192H7ZM60 193V192H59ZM152 193H153V191H152ZM166 193V192H165ZM201 194H202V192H200ZM206 193H203V194H205L206 195ZM42 194V193H41ZM145 194V193H144ZM162 194L163 193H161V196H162ZM179 194V193H178ZM197 194H199V192L197 193ZM196 194V195H197ZM233 194V193H232ZM24 195H26V194H24ZM61 195V194H60ZM60 195H58V196H60ZM93 195V194H92ZM109 195V194H108ZM119 195V194H118ZM154 195H155V193H154ZM169 195H171V194H169ZM168 195V196H169ZM64 196V195H63ZM113 196V195H112ZM153 196V195H152ZM173 196H174V194H173ZM176 196H177V194H176ZM182 196H180V197H182ZM203 196V195H202ZM201 196V197H202ZM3 197V196H2ZM48 197V196H47ZM122 197V196H121ZM124 197V196H123ZM160 197V196H159ZM164 197V196H163ZM167 197V196H166ZM175 197V196H174ZM197 197V196H196ZM10 198H13V197H10ZM46 198V197H45ZM49 198V197H48ZM87 198V197H86ZM91 198V197H90ZM148 198V197H147ZM160 198H162V197H160ZM190 198V199H189ZM198 198H199V196H198ZM47 199V198H46ZM64 199V198H63ZM163 199L164 198H162V201H163ZM170 199V198H169ZM180 199V198H179ZM195 199V198H194ZM206 199V198H205ZM81 200V199H80ZM124 200V199H123ZM122 200V201H123ZM131 200V199H130ZM146 200V199H145ZM171 200V199H170ZM177 200V199H176ZM183 199L181 198V201H182ZM193 200V199H192ZM199 200H201L202 201V199H199ZM208 201H209V199H207ZM207 200H205V201H207ZM224 200V201H223ZM230 200V201H229ZM241 200V199H240ZM1 201V200H0ZM14 201V200H13ZM17 201V200H16ZM45 201H47V200H45ZM49 201V200H48ZM72 201V200H71ZM107 201V200H106ZM133 201H134V199H133ZM136 201V200H135ZM140 201H142L141 199H140ZM148 201H150V203H151V200L149 199ZM180 200H179V202H181ZM184 202L186 201V200H183ZM200 201V202H201ZM207 201V202H208ZM15 202V201H14ZM101 202V201H100ZM137 202H138V200H137ZM143 202H145V201H143ZM164 202V201H163ZM168 202V201H167ZM176 202V201H175ZM191 202V201H190ZM196 202H197V200H196ZM199 201H198V203L197 204H199L200 203ZM212 202V201H211ZM211 202L209 201V204L211 205ZM222 202H221V204H222ZM9 203H11V201L9 202ZM105 203V202H104ZM110 203V202H109ZM108 203V204H109ZM176 203H178V202H176ZM193 203V202H192ZM191 203V204H192ZM206 203V202H205ZM213 203V202H212ZM220 203V202H219ZM224 203H223V205H224ZM3 204V203H2ZM17 204H18V202H17ZM17 204H15V205H17ZM39 204V203H38ZM103 204V203H102ZM111 204V203H110ZM109 204V205H110ZM141 204V203H140ZM139 204V205H140ZM144 204V203H143ZM152 204H155V203H151V205ZM164 204H166V203H164ZM184 204V203H183ZM207 204V203H206ZM227 204H229V203H227ZM227 204L226 205H224V210H226L225 208L227 207ZM233 204V203H232ZM8 205V204H7ZM64 205V204H63ZM87 205H88V203H87ZM105 205H107V204H105ZM116 205V204H115ZM119 205V204H118ZM138 205V204H137ZM142 205V204H141ZM181 205V204H180ZM186 205V204H185ZM205 205V204H204ZM217 205H219V204H217ZM223 205H220V206H223ZM230 206H232L231 204H229ZM1 206V205H0ZM18 206H20L19 204H18ZM47 206V205H46ZM66 206V205H65ZM156 204L155 205H153V207L154 208H156ZM160 206V205H159ZM168 206V205H167ZM167 206H166V209H167ZM170 206H172V204L170 205ZM176 206V205H175ZM190 206V205H189ZM199 206H201L200 204H199ZM199 206H197V208H199ZM207 206H208V204H207ZM214 206V205H213ZM226 206V207H225ZM31 207V206H30ZM38 207V206H37ZM62 207V206H61ZM61 207H59V208H61ZM67 207V206H66ZM92 207V206H91ZM95 207V206H94ZM111 207V206H110ZM118 207V206H117ZM121 207V206H120ZM177 207V206H176ZM185 207V206H184ZM202 207V206H201ZM200 207V208H201ZM211 207V206H210ZM41 208V207H40ZM48 208V207H47ZM97 208V207H96ZM107 208H108V205H107ZM113 208H114V206H113ZM124 208V207H123ZM122 208V209H123ZM158 208V207H157ZM168 208H169V206H168ZM173 208V207H172ZM193 208H194V206L192 207V210H193ZM196 208V207H195ZM204 208V207H203ZM215 208V207H214ZM219 208H221V207H219ZM228 208V210H229V208L230 207H227ZM51 209V208H50ZM75 209V208H74ZM111 209V208H110ZM118 209H120V208H117L116 210H118ZM121 209V210H122ZM159 209V208H158ZM162 209H163V207H162ZM174 209V208H173ZM177 209V208H176ZM222 209V208H221ZM33 210H35L34 208H33ZM42 210V209H41ZM150 210V209H149ZM152 210H156V209H153L152 208ZM188 210H189V207H188ZM198 210V209H197ZM201 211H202V209H200ZM210 210V209H209ZM45 211V210H44ZM43 211V212H44ZM51 211H53V210H51ZM68 211V210H67ZM95 211V210H94ZM111 211H113V210H111ZM120 211V210H119ZM128 211V210H127ZM158 211V210H157ZM182 211H183V209H182ZM182 211H179V212H181L182 213ZM187 211V210H186ZM185 211V212H186ZM191 211V210H190ZM190 211H188V213L190 212ZM196 211V210H195ZM201 211H200V213H201ZM204 211H206V210H204ZM203 211V212H204ZM212 211V210H211ZM222 211H223V209H222ZM239 211V210H238ZM93 212V211H92ZM114 212H115V210H114ZM121 212H123V211H121ZM130 212V211H129ZM156 212V211H155ZM160 214H162L160 211H158ZM165 212L167 213V211L165 210ZM178 212V213H179ZM207 212V211H206ZM224 212V211H223ZM226 212V211H225ZM224 212V213H225ZM228 212V214H226ZM225 214L226 215H229L230 213H229V211H227ZM234 212H237V209L236 210H234ZM244 212H243V214H244ZM46 213H49V212H47L46 211ZM51 213V212H50ZM59 213V212H58ZM95 213H96V211H95ZM94 213V214H95ZM118 213H120V212H118ZM128 213V212H127ZM164 213V212H163ZM192 213H194V211H192ZM196 213H198V212H195L194 214H196ZM222 213V212H221ZM258 213V212H257ZM256 213V214H257ZM261 213L262 212H260V215H261ZM35 214V213H34ZM34 214H33V216H34ZM114 214V213H113ZM121 214V213H120ZM119 214V215H120ZM152 214H153V212H152ZM152 214L150 215V216H152ZM165 214V213H164ZM167 214H169V213H167ZM170 214H171V212H170ZM169 214V215H170ZM199 214V213H198ZM197 214V215H198ZM204 214V213H203ZM202 214V215H203ZM214 214V213H213ZM223 214V213H222ZM221 214V215H222ZM241 214V213H240ZM259 214V213H258ZM258 214H257V216H258ZM32 215V214H31ZM39 215H40V213H39ZM48 214H46V216H47ZM65 215V214H64ZM97 215V214H96ZM95 215V216H96ZM116 215H118V214H116ZM129 215V214H128ZM131 215V214H130ZM143 215V214H142ZM173 215H175V213H173ZM178 215V217H179V214H177ZM186 215V214H185ZM219 215V214H218ZM234 216L236 215V214H233ZM259 215V216H260ZM29 216V215H28ZM51 216V215H50ZM53 216V215H52ZM63 215H61V217H62ZM90 216V215H89ZM93 216V215H92ZM149 216V217H150ZM157 216V215H156ZM163 216V215H162ZM162 216H159L158 218H160V217H162ZM164 216H166V215H164ZM201 216V215H200ZM200 216H196L197 217V220H198V218L200 219ZM208 216V215H207ZM212 216V215H211ZM214 216V215H213ZM233 216V217H234ZM250 216V215H249ZM30 217V216H29ZM40 217V216H39ZM57 217H58V215H57ZM100 217V216H99ZM123 217V216H122ZM133 217H134V213H133ZM153 217V216H152ZM166 217H171V216H166ZM188 217H190V216H188ZM187 217V218H188ZM195 217V215H194V218H196ZM202 218H203V216H201ZM219 217V216H218ZM223 217V216H222ZM227 217V216H226ZM230 217V216H229ZM232 217V216H231ZM231 217H230V219H231ZM255 217H256V215H255ZM261 217V216H260ZM36 218V217H35ZM43 218H44V215H43ZM51 218V217H50ZM58 218H60V217H58ZM64 218V217H63ZM62 218V219H63ZM110 218V217H109ZM116 218V217H115ZM130 218H132V216L131 217H129V219ZM136 218V217H135ZM153 218H155V217H153ZM157 218V217H156ZM158 218H157V220H158ZM163 218V217H162ZM162 218H161V220H162ZM186 218V217H185ZM204 218H206L205 216H204ZM203 218V219H204ZM220 218H221V216H220ZM237 218V217H236ZM238 218H239V216H238ZM37 219V218H36ZM40 219V218H39ZM46 219V217L44 218V220ZM98 219V218H97ZM117 219V218H116ZM128 218H126V220H127ZM141 219H142V217H141ZM144 219H146V218H144ZM148 219H150V218H148ZM165 218H163V220H164ZM172 219H174V218H172ZM191 219V218H190ZM203 219H201L202 221H203ZM215 219V218H214ZM226 219V218H225ZM258 219V218H257ZM264 219V218H263ZM40 220H42V218L40 219ZM66 220H67V218H66ZM65 220V221H66ZM132 220V219H131ZM152 220V219H151ZM167 220H169V219H167ZM185 220V219H184ZM193 220H195V219H193ZM192 220V221H193ZM199 221V222H202V221ZM205 220V219H204ZM208 220H209V216H208ZM210 220H211V218H210ZM209 220V221H210ZM224 220V219H223ZM223 220L221 221L222 222V224H223ZM234 220V219H233ZM238 220V219H237ZM246 220V219H245ZM256 220V219H255ZM46 221V220H45ZM76 221V220H75ZM85 221V220H84ZM105 221V220H104ZM119 221V220H118ZM142 221V220H141ZM148 221V220H147ZM150 221V220H149ZM174 221L176 222V220L174 219ZM178 221V220H177ZM188 221V220H187ZM240 221V220H239ZM259 222H260V220H258ZM53 222V221H52ZM52 222H51V224H52ZM56 222V221H55ZM55 222H54V224H55ZM62 222V221H61ZM73 222V221H72ZM78 222V221H77ZM82 222V221H81ZM109 222V221H108ZM133 222V221H132ZM132 222H131V225H136L137 226V224H132ZM158 222H159V220H158ZM166 222V221H165ZM179 222V221H178ZM190 222V221H189ZM205 222V221H204ZM207 222V221H206ZM211 222V221H210ZM226 222H228V221H225V225H226ZM247 222V221H246ZM256 222V221H255ZM264 222V221H263ZM27 224V223H26ZM82 224L84 225V222H82ZM105 224H106V222H105ZM111 224H112V222H111ZM113 224H114V222H113ZM143 224H144V222H143ZM143 224H141L142 226H143ZM151 224H152V222H151ZM150 224V225H151ZM163 224H164V221H163ZM171 224H172V222H171ZM179 224H180V222H179ZM191 224H192V222H191ZM190 224V225H191ZM228 224H230V222H228ZM228 224H227V226H228ZM231 224H232V221H231ZM230 224V225H231ZM261 224H262V222H261ZM43 225H46V222H45V224H43ZM42 225V226H43ZM74 225V224H73ZM100 225V224H99ZM99 225H97V226H99ZM103 225V224H102ZM107 225V224H106ZM105 225V226H106ZM157 225V224H156ZM159 225V224H158ZM157 225V226H158ZM170 225V224H169ZM193 225V224H192ZM202 225H203V222H202ZM205 226H206V224H204ZM210 224H208V226H209ZM213 225H215V224H213ZM212 225V226H213ZM217 225H218V222H217ZM237 225V224H236ZM258 227H256V228H258L259 229V227L261 228V226H259L260 224H256ZM30 226V225H29ZM55 227H56V225H54ZM81 226V225H80ZM85 226V225H84ZM96 226V227H97ZM154 226V225H153ZM161 226V228L163 227V226H166V227H164V228H168L167 227V224L166 225H160ZM160 226H158V228L160 227ZM173 226V228H174V226H177V225H172ZM182 226V225H181ZM184 226V225H183ZM196 226V225H195ZM201 226V225H200ZM204 226V227H205ZM211 226V225H210ZM220 226V225H219ZM247 226V225H246ZM58 227H59V225H58ZM67 227H68V225H67ZM93 227V226H92ZM91 227V228H92ZM107 227H109L108 225H107ZM110 227H111V229H113L112 228V226L110 225ZM134 227V226H133ZM192 227V226H191ZM202 228H203V226H201ZM200 227V228H201ZM214 227V226H213ZM215 227H216V225H215ZM230 227H232V226H230ZM240 227V226H239ZM248 227H249V225H248ZM247 227V228H248ZM47 228V227H46ZM137 228V227H136ZM139 228H141V227H139ZM172 228V229H173ZM176 228V227H175ZM179 228V227H178ZM207 228V227H206ZM209 228V227H208ZM212 228V227H211ZM226 228H228V227H225V229ZM240 228H242V227H240ZM245 228V227H244ZM243 228V229H244ZM21 229V228H20ZM23 229H25L24 227H23ZM58 229V228H57ZM90 229V228H89ZM109 229V228H108ZM130 229V228H129ZM128 229V230H129ZM151 229V228H150ZM149 229V230H150ZM153 229V228H152ZM151 229V230H152ZM154 229H157V227L156 228H154ZM153 229V230H154ZM165 229V230H166ZM205 229V228H204ZM218 229H220V227L218 228ZM224 229V227H223V230H225ZM254 230H255V228H253ZM258 229H257V231H258ZM263 229V228H262ZM29 230V229H28ZM96 230H98V229H96ZM96 230H94V232L95 233H97V231ZM101 230H103L102 228H101ZM104 230H106V227H105V229ZM103 230V231H104ZM143 230V229H142ZM141 230V231H142ZM152 230V231H153ZM169 230V229H168ZM167 230V231H168ZM174 230V229H173ZM202 230V229H201ZM208 230V229H207ZM213 230H215V229H213ZM222 230V231H223ZM231 230V229H230ZM229 230V231H230ZM233 230V229H232ZM241 230V229H240ZM33 231V230H32ZM56 231V230H55ZM71 231V230H70ZM77 231V230H76ZM102 231V232H103ZM114 231V230H113ZM124 231V230H123ZM126 231V230H125ZM125 231H124V233H125ZM135 231H137V230H135ZM157 231V230H156ZM170 231V233H171V231L172 230H169ZM179 231V230H178ZM178 231H175V233H176V235H177V232ZM184 231V230H183ZM196 231V230H195ZM197 231H198V229H197ZM200 231V230H199ZM209 231V233H211L212 231H210V229L208 230ZM218 231V230H217ZM245 231H247V230H245ZM260 231H261V229H260ZM16 232H18V231H16ZM35 232V231H34ZM46 232V231H45ZM54 232V231H53ZM99 232V231H98ZM101 232V231H100ZM126 232H128V231H126ZM155 232V231H154ZM154 232H152V233H154ZM163 232H165L164 230H163ZM186 232V231H185ZM205 232V231H204ZM219 232V231H218ZM237 232H239V231H237ZM262 232V231H261ZM27 233V232H26ZM50 233V232H49ZM57 233H58V230H57ZM72 234H73V232H71ZM82 233H84L83 231H82ZM92 233V232H91ZM105 233H108V231H106ZM112 233V232H111ZM117 233V232H116ZM123 233V234H124ZM139 234V236H140V238L142 237V235H143V233H142V235L139 233V232H136L135 234ZM147 233H148V231H147ZM165 233H167V232H165ZM164 233V234H165ZM180 233H183V232H180ZM193 233H194V230H193ZM192 233V231H191V233L190 234H193ZM200 233V232H199ZM245 233V232H244ZM252 233V232H251ZM68 234V233H67ZM103 234V233H102ZM109 234V233H108ZM118 234V233H117ZM150 234V233H149ZM149 234H148V236H149ZM157 234V233H156ZM156 234L154 235V236H156ZM163 234V235H164ZM172 234H174V233H172ZM185 234H187V233H185ZM185 234H183V235H185ZM194 234H198V232H196V233H194ZM193 234V235H194ZM202 234H203V230H202ZM207 234H208V232H207ZM221 234V233H220ZM229 234V233H228ZM227 234V235H228ZM248 234H249V232H248ZM253 234V233H252ZM260 234V233H259ZM14 235V234H13ZM18 235V234H17ZM36 235V234H35ZM53 235H54V233H53ZM60 235V234H59ZM69 235V234H68ZM86 235V234H85ZM91 235V234H90ZM112 235V234H111ZM124 235H126V234H124ZM129 235V234H128ZM145 235V234H144ZM162 235V236H163ZM176 235H175V237H176ZM180 235V234H179ZM182 234H181V236H183ZM189 235V234H188ZM203 235H206V234H203ZM210 235V234H209ZM217 235V234H216ZM219 235V234H218ZM244 235H246V233L244 234ZM250 235V234H249ZM255 235H257V234H255ZM10 236V235H9ZM26 236V235H25ZM24 236V237H25ZM38 236H40V235H38ZM57 236V235H56ZM88 236V235H87ZM109 236V235H108ZM118 236V235H117ZM132 236H134L135 238H136V236L135 235H132ZM157 236H158V234H157ZM165 236V235H164ZM163 236V237H164ZM198 236V235H197ZM200 236H202L201 234H200ZM221 236V235H220ZM224 236V235H223ZM223 236H222V238H223ZM231 236V235H230ZM248 236V235H247ZM262 236V235H261ZM1 237V236H0ZM36 237V236H35ZM48 237V236H47ZM92 237H93V235H92ZM106 238V236H104L103 235V238ZM131 237V236H130ZM130 237H128L127 236V238L128 239H130ZM144 238L146 237V236H143ZM162 237V238H163ZM172 237V236H171ZM170 237V238H171ZM174 237V238H175ZM179 237V236H178ZM184 237V240L186 239L185 238V236H183ZM190 237V236H189ZM226 237V236H225ZM234 237H235V235H234ZM243 237V236H242ZM249 237V236H248ZM248 237H246V240H247V238ZM250 237H252V236H250ZM254 237V236H253ZM253 237H252V239H253ZM2 238V237H1ZM85 238H88V237H86L85 236ZM89 238H91V236H89ZM104 238V239H105ZM110 239H111V236L109 237ZM116 238V237H115ZM149 238H151V237H149ZM156 238V237H155ZM161 238V240H166V239H162ZM169 238V237H168ZM194 238H196V237H194ZM213 238H214V235H213ZM233 238V237H232ZM256 238V237H255ZM262 239V237H259V239ZM27 239V238H26ZM25 239V240H26ZM75 239V238H74ZM82 239H83V237H82ZM81 239V240H82ZM102 239V238H101ZM117 239V238H116ZM125 239V238H124ZM131 239H132V237H131ZM138 239H139V237H138ZM137 239V240H138ZM152 239L154 240V237H152ZM151 239V240H152ZM197 239H199L200 240V238L199 237H197ZM201 239H202V237H201ZM240 239H241V237H240ZM251 239V238H250ZM249 239V240H250ZM264 239V238H263ZM24 240V239H23ZM38 240V239H37ZM63 240V239H62ZM76 240V239H75ZM78 240V239H77ZM79 240H80V237H79ZM78 240V241H79ZM87 240V239H86ZM94 240V239H93ZM105 240H107V239H105ZM122 240L123 239H121L120 241L122 242ZM126 240V239H125ZM157 240V239H156ZM160 240V243L162 242ZM171 240V239H170ZM175 240V239H174ZM193 240V239H192ZM206 240L208 241V239H205V243H203L202 245L204 246V244H206ZM225 240V239H224ZM223 240V241H224ZM243 240V239H242ZM245 240V239H244ZM244 240H243V243H246V242H244ZM249 240H247V241H249ZM255 239H253V241H254ZM2 241V240H1ZM5 241V240H4ZM30 241V240H29ZM29 241L27 240V246L29 245ZM95 241V240H94ZM104 241V240H103ZM124 241V240H123ZM131 241H133V240H131ZM141 241V240H140ZM148 241H149V239H148ZM168 241V240H167ZM172 241H173V239H172ZM186 241V240H185ZM190 241H191V239H190ZM190 241L188 242L189 244H187V246L188 245H190ZM196 241V240H195ZM218 241H219V239H218ZM252 241V240H251ZM258 241H260V240H258ZM257 241V242H258ZM264 241V240H263ZM9 242V241H8ZM23 242V241H22ZM50 242V241H49ZM68 242V241H67ZM72 242V241H71ZM86 242V241H85ZM87 242H90V241H87ZM92 242V241H91ZM113 243H114V241H112ZM117 241H115V243H116ZM118 242H119V239H118ZM117 242V243H118ZM126 242H128V244H129V242L130 241H126ZM126 242H125V244H123V245H126ZM133 242H136V239H134V241ZM145 242V241H144ZM152 242H154V241H152ZM156 242H158V241H156ZM156 242H154L155 243V245H156ZM169 242H171V241H169ZM174 242V241H173ZM178 242V241H177ZM176 242V243H177ZM184 242V241H183ZM187 242V241H186ZM199 242V241H198ZM202 242H204V239L202 240ZM210 242H213V241H210ZM209 242V243H210ZM228 242V241H227ZM230 242H232L233 243V241H230ZM1 243V242H0ZM3 243V242H2ZM5 244H6V242H4ZM11 243V242H10ZM33 243V242H32ZM69 243V242H68ZM93 243V242H92ZM98 243V242H97ZM97 243H95V244H97ZM109 243V242H108ZM123 243V242H122ZM146 243V245H147V241L145 242ZM153 243V244H154ZM163 243V242H162ZM161 243V244H162ZM165 243V242H164ZM175 243V242H174ZM181 243V242H180ZM197 243V242H196ZM200 243V242H199ZM213 243H215V242H213ZM219 242H217V244H218ZM249 243H250V241H249ZM261 243H262V241H261ZM264 243V242H263ZM13 244V243H12ZM34 245H35V243H33ZM69 244H71V243H69ZM74 243H72L71 245L73 246H71L72 248H74V245H73ZM87 244V243H86ZM99 244H100V241H99ZM112 244V243H111ZM138 244V243H137ZM141 244V243H140ZM149 244V243H148ZM153 244L151 245V244H149V245H151L152 247H154L153 246ZM157 244H159V243H157ZM161 244H159L160 246H161ZM192 244V243H191ZM201 244V243H200ZM260 244V243H259ZM1 245H4V244H1ZM15 245V244H14ZM26 245V244H25ZM54 245V244H53ZM81 245V244H80ZM91 245V244H90ZM113 245V244H112ZM115 245V244H114ZM131 245V244H130ZM143 245H144V243H143ZM146 245H145V247H146ZM165 245V244H164ZM170 245H171V243H170ZM173 245L174 244H172V246L171 247H173ZM179 244H177V246H178ZM186 245V244H185ZM193 245V244H192ZM192 245H190V246H192ZM208 245V244H207ZM211 245H212V243H211ZM227 245V244H226ZM230 245H232V244H230ZM229 245V247H231ZM26 246V247H27ZM77 246V245H76ZM75 246V247H76ZM97 246V245H96ZM96 246L94 247V249L96 248ZM99 246V245H98ZM100 246H103V248H104V245H101L100 244ZM118 246H121V245H118ZM137 246V245H136ZM140 246H142V245H140ZM139 246V247H140ZM151 246H150V248H151ZM167 246V245H166ZM175 246V245H174ZM196 246V245H195ZM214 246H216V245H214ZM213 246V247H214ZM217 246H219V245H217ZM234 246V245H233ZM233 246H232V248H233ZM238 246H240V244L238 245V243H237V247ZM241 246L243 247V245H242V243H241ZM246 246H248V243H246ZM7 247V246H6ZM16 247V246H15ZM15 247H14V249H15ZM18 247V246H17ZM20 248L22 247V246H19ZM51 247V246H50ZM78 247V246H77ZM88 247V246H87ZM92 247V246H91ZM115 247H117V246H115ZM124 247V246H123ZM126 247V246H125ZM130 247H133L132 245L130 246ZM169 247V246H168ZM198 247V246H197ZM211 247V246H210ZM213 247H211V248H213ZM223 247V246H222ZM244 247H245V245H244ZM253 247H255V246H253ZM261 247V246H260ZM9 248V247H8ZM19 248V249H20ZM28 248V247H27ZM33 247H32V245L30 246V249H32ZM66 248V247H65ZM80 248V247H79ZM89 248V247H88ZM93 248V247H92ZM100 248V247H99ZM102 248V249H103ZM106 248H108V247H106ZM106 248H104V249H106ZM114 248V247H113ZM121 248V247H120ZM127 248H128V246H127ZM141 248V247H140ZM147 248V247H146ZM182 248H183V246H182ZM181 248V250H183ZM188 248V247H187ZM193 248V247H192ZM196 248V247H195ZM205 248V247H204ZM216 248V247H215ZM235 248V247H234ZM248 248V247H247ZM251 248V247H250ZM250 248H248V249H250ZM6 249V248H5ZM29 249V248H28ZM54 249H55V247H54ZM58 249V248H57ZM77 249V248H76ZM82 249V248H81ZM115 249H117V248H115ZM114 249V251H116L117 252V250H115ZM118 249H119V247H118ZM122 249H124V248H122ZM122 249H120V250H122ZM129 249V248H128ZM161 249V248H160ZM165 249H166V247H165ZM180 249V245H179V248H178V250ZM186 249V248H185ZM197 249H200V247H198ZM202 249V248H201ZM209 249V248H208ZM253 249V248H252ZM21 250H22V248H21ZM27 250V249H26ZM42 251H43V249H41ZM40 250V251H41ZM49 250V249H48ZM51 250V249H50ZM66 250V249H65ZM95 250H97V249H95ZM94 250V251H95ZM100 250V249H99ZM112 250V249H111ZM126 250V249H125ZM129 250H134V248L133 249H129ZM136 250H138V247H136ZM142 250V249H141ZM145 250V249H144ZM150 250H152V249H150ZM155 250V249H154ZM157 250V249H156ZM155 250V251H156ZM162 250L165 252V250L164 249H161V255H162ZM176 250H177V248H176ZM180 250V251H181ZM187 250V249H186ZM185 250V252L186 253H189V251L187 252ZM193 250V249H192ZM195 250V249H194ZM193 250V251H194ZM202 250H204V249H202ZM202 250H200V253H201V251ZM210 250V249H209ZM209 250H207L208 252H209ZM216 250V249H215ZM226 250V249H225ZM254 250V249H253ZM39 251V250H38ZM91 251H93V250H91ZM124 251V250H123ZM122 251V252H123ZM139 251V250H138ZM193 251H191L192 252V254L194 253V255H195V252H193ZM199 251V250H198ZM198 251H196V252H198ZM206 251V252H207ZM217 251V250H216ZM228 251H229V249H228ZM240 251V250H239ZM245 251V250H244ZM246 251H247V249H246ZM34 252H36V253H38L37 252V250H35ZM34 252H32V253H34ZM43 252H45V251H43ZM58 252V251H57ZM67 252V251H66ZM76 252V251H75ZM87 252V251H86ZM97 252V251H96ZM103 252H105L106 253V251H103ZM112 252V251H111ZM131 252V251H130ZM134 252V251H133ZM144 252V251H143ZM163 252V253H164ZM167 252V251H166ZM182 252V251H181ZM203 252V251H202ZM205 252V251H204ZM241 255L240 256H242V254H243V251H242V249H241ZM262 252V251H261ZM30 253V252H29ZM32 253H30V254H32ZM91 253V252H90ZM95 253V252H94ZM127 253V252H126ZM147 253V252H146ZM145 252H144V254H146ZM150 252H149V250H148V254H149ZM151 253H154V251H152ZM157 253V252H156ZM177 253V252H176ZM199 253V252H198ZM212 253V252H211ZM210 253V254H211ZM217 253V252H216ZM226 253H228L227 251H226ZM225 253V254H226ZM235 253V252H234ZM244 253H247V252H244ZM250 253V252H249ZM249 253H248V257H249ZM22 254H23V252H22ZM102 254V253H101ZM113 254H114V252H113ZM122 255H123V253H121ZM131 254H132V252H131ZM134 254V253H133ZM143 254V255H144ZM147 254V255H148ZM183 254H185V253H183ZM190 255H191V253H189ZM229 254V253H228ZM264 254V249H263V252L260 254V251H258L255 255H259V257H262V256H260V255H263ZM63 255H64V253H63ZM68 255V254H67ZM98 255V254H97ZM99 255H100V253H99ZM103 255V254H102ZM107 255V254H106ZM117 255H119V254H117ZM171 255H172V253H171ZM181 255V254H180ZM193 255V256H194ZM212 255H213V253H212ZM34 256V255H33ZM56 256H58V255H56ZM59 256H61V255H59ZM66 256V255H65ZM151 255H148V257H150ZM153 256H154V254H153ZM186 256V255H185ZM191 257V256H189V257H191V258H194V257ZM197 256V255H196ZM234 256V255H233ZM244 256V259H245V254L243 255ZM105 257H108V255L107 256H105ZM116 257V256H115ZM148 257H146L145 256V258L146 259H148ZM156 257V256H155ZM154 257V258H155ZM158 257H159V255H158ZM157 257V258H158ZM187 257V256H186ZM198 257V256H197ZM202 257V256H201ZM224 257V256H223ZM228 257V256H227ZM226 257V258H227ZM230 257V256H229ZM235 257V256H234ZM247 257V258H248ZM60 258H62L63 259V257L61 256ZM112 258H114V256L112 257ZM150 258H153V257H150ZM157 258H156V260H157ZM160 258V257H159ZM167 259H168V257H166ZM169 258H170V255H169ZM178 258H180V257H178ZM181 258H183L182 256H181ZM214 258H215V256H214ZM57 259V258H56ZM105 259V258H104ZM118 259V258H117ZM127 259H129V258H127ZM162 259V258H161ZM184 259V258H183ZM195 259V258H194ZM199 259V258H198ZM221 259H222V257H221ZM230 259V258H229ZM228 259V260H229ZM231 259H232V256H231ZM249 259V258H248ZM261 258H259V260H260ZM264 259V258H263ZM27 260V259H26ZM25 260V261H26ZM130 260V259H129ZM134 260V259H133ZM133 260H131L132 262H133ZM139 260H141V259H138L137 261H139ZM153 260V259H152ZM155 259L153 260L154 262H156V263H158L159 261L158 260H160V259H158L157 261H156ZM196 260V259H195ZM200 260V259H199ZM210 260V259H209ZM233 260V259H232ZM236 260V259H235ZM32 261V260H31ZM30 261V262H31ZM114 261V260H113ZM135 261V260H134ZM164 261V260H163ZM162 261V262H163ZM166 261V260H165ZM164 261V262H165ZM167 261H169L170 262V260H167ZM182 261V260H181ZM180 261V262H181ZM185 261H187V259L186 260H184L183 262L186 264V262ZM236 261H238L239 262V259L238 260H236ZM241 261V260H240ZM245 261H247V259H245ZM254 261V260H253ZM120 262H122V260L120 261ZM130 262V261H129ZM148 262H150V261H148ZM161 262V263H162ZM173 262V261H172ZM175 262V261H174ZM173 262V263H174ZM180 262H179V264H180ZM189 262V261H188ZM187 262V264H189ZM195 262V261H194ZM203 262V261H202ZM221 262V261H220ZM230 262H231V260H230ZM233 262V261H232ZM231 262V263H232ZM244 262V261H243ZM248 262V261H247ZM264 262V261H263ZM11 262L9 261V264H10ZM24 263V262H23ZM36 263V262H35ZM62 263V262H61ZM65 263V262H64ZM63 263V264H64ZM67 263V262H66ZM65 263V264H66ZM107 263V262H106ZM127 262H125L124 264H126ZM137 262H135V264H136ZM141 262L139 261V263L138 264H140ZM166 264H168V262H165ZM222 263V262H221ZM221 263H219V264H221ZM237 263V262H236ZM235 263V264H236ZM241 263H242V261H241ZM245 263V262H244ZM244 263H242V264H244ZM260 263H262L261 262V260H260ZM1 264V263H0ZM20 264V263H19ZM52 264H53V262H52ZM68 264H70V263H68ZM83 264V263H82ZM114 264H116V263H114ZM130 264V263H129ZM133 264H134V262H133ZM141 264H143V262L141 263ZM144 264H145V262H144ZM148 264V263H147ZM153 264H155V263H153ZM163 264V263H162ZM169 264H171V263H169ZM174 264H178V263H174ZM190 264H192V263H190ZM195 264V263H194ZM223 264V263H222ZM227 264V263H226ZM229 264V263H228ZM232 264H234V263H232ZM237 264H240V263H237Z\"/></svg>",
  "mask_w": 264,
  "mask_h": 264
}]
</instances>
